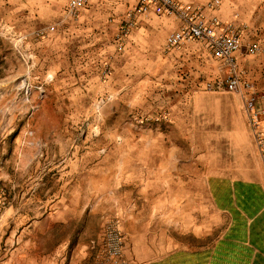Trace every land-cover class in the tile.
Wrapping results in <instances>:
<instances>
[{
  "label": "rangeland",
  "instance_id": "1",
  "mask_svg": "<svg viewBox=\"0 0 264 264\" xmlns=\"http://www.w3.org/2000/svg\"><path fill=\"white\" fill-rule=\"evenodd\" d=\"M42 1L0 0V264H93L109 232L145 258L155 241L163 253L219 236L208 181L229 159V114L246 117L228 70L202 43L168 51L158 31L178 30L174 16H138L120 40L138 0H89L77 18L69 0ZM214 11L240 32V69L262 96L264 0ZM141 17L158 31L127 51ZM186 45L200 58L184 61Z\"/></svg>",
  "mask_w": 264,
  "mask_h": 264
},
{
  "label": "crops",
  "instance_id": "2",
  "mask_svg": "<svg viewBox=\"0 0 264 264\" xmlns=\"http://www.w3.org/2000/svg\"><path fill=\"white\" fill-rule=\"evenodd\" d=\"M128 1L132 2V5L136 2L119 0V10L123 11ZM42 2L47 3L48 0ZM55 2V10L59 12L68 0ZM179 2L186 6L201 7L199 4L202 1L179 0ZM206 12L224 21L221 11L207 9ZM148 20L141 17L137 29L127 37L124 44L127 51L139 49L138 37L143 31L149 38L158 31ZM172 30H177V23L167 21L158 31L162 34L163 46L166 45L165 37ZM196 49H198L196 45H186L178 55L184 61L191 56L198 59L200 53L194 52ZM211 57L216 60L212 55ZM223 66L228 70L225 65ZM232 114L233 111L229 114L231 119L229 117L227 125H224L229 137V159L221 161L218 170L208 181L213 208L225 219L222 233L211 241H204L197 235L192 241L184 235L185 241L163 253L157 250L155 241L147 247V258L138 250L135 252L136 257L127 255L126 251L127 258L133 264H264V169L244 113L241 112L239 117ZM123 229L128 234L135 232L130 231L124 221Z\"/></svg>",
  "mask_w": 264,
  "mask_h": 264
},
{
  "label": "built area",
  "instance_id": "3",
  "mask_svg": "<svg viewBox=\"0 0 264 264\" xmlns=\"http://www.w3.org/2000/svg\"><path fill=\"white\" fill-rule=\"evenodd\" d=\"M89 0H69L66 11L71 18H77L87 6ZM222 0H212L207 6L217 9ZM154 14L174 16L180 21L179 29L166 39V49L175 51L189 42H198L206 46L210 54L229 70L226 88L237 93L243 100L244 110L251 127L254 143L264 169V99L245 78L240 69L237 53L242 49L241 34L232 25L224 23L217 16L208 15L202 7L186 6L179 0H138L137 8L128 15L127 24L122 28L125 37L135 26L138 16ZM54 27L49 31L53 32ZM249 55L258 51L255 45L246 49ZM105 244L100 248L98 259L93 264H133L126 256L125 238L122 233L109 232L104 236Z\"/></svg>",
  "mask_w": 264,
  "mask_h": 264
}]
</instances>
